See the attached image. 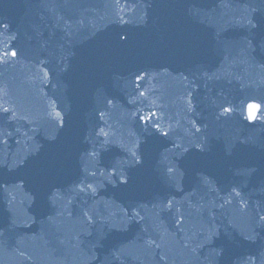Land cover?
<instances>
[{
    "label": "water",
    "instance_id": "95a60500",
    "mask_svg": "<svg viewBox=\"0 0 264 264\" xmlns=\"http://www.w3.org/2000/svg\"><path fill=\"white\" fill-rule=\"evenodd\" d=\"M128 1L124 0L121 6L116 5L117 11L110 14L109 18L103 15L89 22L91 26L97 28L92 32L95 36L91 43L76 46V41L71 39L67 41L70 48L68 50L62 42L65 37L64 31L55 34L48 29L42 30V24L49 18L54 19L56 15L47 19L23 21L29 16L24 0H2L0 3V95L8 99L0 105L2 115L0 122H3L0 126L1 132H5L3 124L7 123L10 131L4 134V138L1 137L3 139L0 140V145L16 137L23 138L22 130L25 126L29 125L27 129L32 130L39 128L44 134L45 148L42 153L45 162L49 164L48 160L53 161L56 155V148L51 143L47 127L41 125L39 121H50L55 111H71L68 116L72 119L73 113L82 116L83 111L87 112L89 109L93 113L94 104L102 106L106 111L109 105L120 106L125 101L131 103L139 98L145 100L144 107L155 101H158V105L164 104L168 102V98L171 99L169 104L176 102L177 98L183 102L186 97H194L197 88L212 94L213 89L224 83L228 84L249 61L252 64L251 68L256 66L257 61L262 63L259 64L260 68L253 74L250 83L244 86L242 94L248 97L254 87L262 81L260 73L264 68V40L261 44L262 36L264 38L262 34L264 0H169L178 4L173 10L166 11L167 16L156 1L142 0L141 4H137L136 0H130L129 5ZM118 2L109 0L106 8L110 9ZM46 6L52 10L49 2ZM230 11H236V14L231 15ZM230 18L234 21H242L241 29L229 28L226 22ZM21 25L28 26L29 37H35L45 43L58 40L59 46L51 50L43 47L42 44L26 46L17 43L15 46L20 50L13 56V50L9 47L12 41L10 32L2 28L6 29L10 26L11 29ZM40 27L42 32H38ZM254 48H257L258 52L252 56L251 51ZM199 49L205 51L199 52ZM27 92L30 93L28 96H26ZM240 94L235 92L236 96ZM248 100V105H256L257 108L252 111L251 118L249 109H244L242 115L235 116L239 121H244L241 128L236 127V134L251 141L247 158L245 156L236 159L233 163L237 166L244 160L245 165L252 158L258 157L260 149L264 147V104L260 106L264 103V95L253 104L251 102L255 101V98L250 97ZM231 101L232 98H229L226 104L229 105ZM213 103L214 100H211L208 105H214ZM184 112H186L185 107L176 102L162 113V118L168 121L162 122V127L152 132L149 138L150 154L154 149H160V136L168 125L180 121L179 117ZM84 116L87 117V114ZM8 118L10 121L6 122ZM227 119L220 117L219 121L223 123ZM57 132L58 128H52V134L56 135ZM202 132H206L205 128ZM195 133L196 128L191 127L183 141L185 142ZM24 134L28 143L33 144V147L27 144L28 150L32 152L37 150L36 146L40 139L36 140L27 131ZM211 137L212 134L201 135L193 145L195 148L191 154L197 172L204 178H207L210 165L205 163L201 166L198 161L208 157L211 161L219 152L218 147L213 146L208 149V154L203 153L204 147L200 144L204 139ZM209 139L205 142L209 143ZM124 146L130 150L127 141L124 142ZM95 147L96 143L92 141L78 164L81 165L87 157L92 160L85 166L76 167L65 174L63 181L65 179L68 185L88 181L87 184L93 187L97 182L107 178L105 177L107 171H112L115 176L129 173L136 177L134 184L128 183V180H134V176L124 178L126 174L123 179L116 178L121 190H129L126 198L131 192L137 195L140 194V189L147 188L149 199L154 186L151 181L162 182L169 179V174L174 171L172 165L175 161L178 160L181 173H187L186 159H182V150L179 148L170 149L165 153L161 150L155 151L153 174L148 178L143 166L134 165L128 167V170L124 169L125 159H120L124 157L123 154L116 155L108 147L95 153ZM103 150L107 152L103 153ZM190 152L191 149H186V153ZM72 153L70 148L64 150L63 155L67 158V163L66 161L62 163L64 166L69 167L71 158L68 156ZM21 155H24V152ZM100 155L106 156L107 159L99 163L96 159ZM7 157L9 156L5 152L0 154V160H5ZM214 160V165L225 168L226 172L221 180L208 183L220 191L224 189L227 180L237 179L238 170L223 159ZM238 161L239 164H236ZM149 168L152 170V167ZM191 175L193 174L186 177L188 183L194 182ZM247 177L249 180L263 179V176H257L254 172L247 173ZM21 182L22 180L16 181L13 185H19ZM25 182L29 185L27 179ZM196 182L201 183V181ZM90 197H93V193ZM90 199L91 202L88 204L95 205L93 199ZM112 202L111 216L119 217L123 213L118 212L114 205H124L123 199ZM14 206L15 199L6 187L5 191H0V236L6 237L13 246L19 247L20 256L33 261L32 251L40 249L39 232L28 224H19V222L15 224L10 220V212ZM147 209L152 210L153 213L156 210L152 206ZM245 213L252 217L254 225L260 223L261 218L256 211L246 210ZM149 225L142 218L134 217L125 219L122 226L111 229L129 233L132 228L138 227L140 233L144 234ZM118 241L120 240L116 238L110 240L101 238L94 248L93 243L84 245L80 254L83 258L81 264H113L117 253L128 248L117 245ZM34 257L35 264H45L38 255ZM50 262L52 264L54 261ZM59 264L63 262L60 260Z\"/></svg>",
    "mask_w": 264,
    "mask_h": 264
},
{
    "label": "clouds",
    "instance_id": "9594fccd",
    "mask_svg": "<svg viewBox=\"0 0 264 264\" xmlns=\"http://www.w3.org/2000/svg\"><path fill=\"white\" fill-rule=\"evenodd\" d=\"M255 107H256V105H249L250 118L252 117V109H254Z\"/></svg>",
    "mask_w": 264,
    "mask_h": 264
},
{
    "label": "snow or ice",
    "instance_id": "6c2138e0",
    "mask_svg": "<svg viewBox=\"0 0 264 264\" xmlns=\"http://www.w3.org/2000/svg\"><path fill=\"white\" fill-rule=\"evenodd\" d=\"M12 55H13V56H15V55H16V53H15V52H13V53H12ZM165 135H166V133H165ZM134 155H135V154H134ZM169 171L171 172V171H172V169L170 168V169H169ZM89 187H91V186H89Z\"/></svg>",
    "mask_w": 264,
    "mask_h": 264
}]
</instances>
